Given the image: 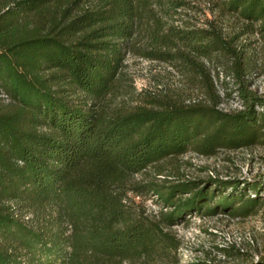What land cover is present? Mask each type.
<instances>
[{
  "label": "trees",
  "instance_id": "obj_1",
  "mask_svg": "<svg viewBox=\"0 0 264 264\" xmlns=\"http://www.w3.org/2000/svg\"><path fill=\"white\" fill-rule=\"evenodd\" d=\"M187 4L0 0V264H167L191 217L264 218V177L162 178L189 153L264 148V96L243 85V108L222 110L205 63L232 57L240 76L242 53L219 30L159 16ZM217 6L264 36V0ZM131 54L170 64L206 99L119 102ZM130 194H153L160 211Z\"/></svg>",
  "mask_w": 264,
  "mask_h": 264
},
{
  "label": "rangeland",
  "instance_id": "obj_2",
  "mask_svg": "<svg viewBox=\"0 0 264 264\" xmlns=\"http://www.w3.org/2000/svg\"><path fill=\"white\" fill-rule=\"evenodd\" d=\"M187 6L164 14L162 20L169 27L216 29L233 42L242 53L240 76L236 73V59L223 56L206 61L207 68L222 101L220 108L233 112L243 108L240 87L264 96V36L247 33L246 22L231 14H224L217 6L220 0H185ZM164 16V17H163ZM258 27V26H256ZM146 36L141 40L146 43ZM126 82L130 94L118 101L129 106L144 103L150 97L183 98L188 103L206 99L202 90L191 84L186 75L170 64L149 61L128 55ZM164 175L183 179H207L219 174L240 180L264 177V148L260 146L234 152H220L212 158L189 153L163 165ZM130 198L148 214L160 211L156 196L130 194ZM28 216L27 218H30ZM182 246L172 262L167 264H245L264 261V218L262 214L245 219L220 215L191 217L185 224L174 227Z\"/></svg>",
  "mask_w": 264,
  "mask_h": 264
}]
</instances>
